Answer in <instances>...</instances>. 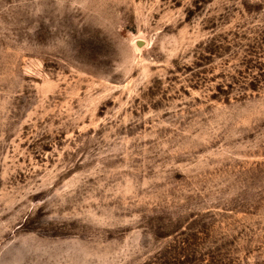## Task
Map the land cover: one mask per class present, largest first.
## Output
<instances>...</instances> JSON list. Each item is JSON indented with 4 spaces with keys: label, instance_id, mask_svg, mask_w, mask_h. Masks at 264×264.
Listing matches in <instances>:
<instances>
[{
    "label": "rangeland",
    "instance_id": "374dc122",
    "mask_svg": "<svg viewBox=\"0 0 264 264\" xmlns=\"http://www.w3.org/2000/svg\"><path fill=\"white\" fill-rule=\"evenodd\" d=\"M0 264H264V0H0Z\"/></svg>",
    "mask_w": 264,
    "mask_h": 264
}]
</instances>
